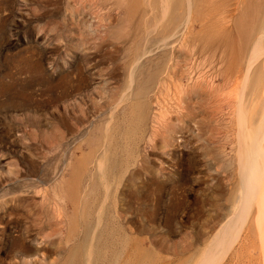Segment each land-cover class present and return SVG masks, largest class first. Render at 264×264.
<instances>
[{
	"label": "rangeland",
	"instance_id": "374dc122",
	"mask_svg": "<svg viewBox=\"0 0 264 264\" xmlns=\"http://www.w3.org/2000/svg\"><path fill=\"white\" fill-rule=\"evenodd\" d=\"M166 2L0 0V264H264V0Z\"/></svg>",
	"mask_w": 264,
	"mask_h": 264
},
{
	"label": "bare ground",
	"instance_id": "6f19581e",
	"mask_svg": "<svg viewBox=\"0 0 264 264\" xmlns=\"http://www.w3.org/2000/svg\"><path fill=\"white\" fill-rule=\"evenodd\" d=\"M150 1V0H149ZM167 1V0H166ZM165 0H160V4H161V7H162V10L161 11H163V14L164 13H166V10H165V8L167 7L166 5H167V2H166ZM166 2V3H165ZM189 2H190V0H189ZM156 4H157V2H156ZM155 4V5H156ZM190 4V3H189ZM159 5V4H158ZM158 9V8H157ZM155 10H156V8H155ZM154 10V11H155ZM152 11V10H151ZM156 12V11H155ZM159 12V11H158ZM161 13V12H160ZM159 14V13H158ZM155 16V15H154ZM187 16V15H186ZM165 17V16H164ZM153 18V17H152ZM155 19V18H154ZM157 20H159V19H157ZM155 22V21H154ZM156 23H158V22H156ZM145 24V23H144ZM156 25V24H155ZM154 27H156V26H154ZM154 27H153V29H154ZM150 28V27H149ZM148 28V29H149ZM152 28V27H151ZM153 29H151V30H153ZM150 30V32H153V31H151ZM147 35V34H146ZM182 35V34H181ZM180 35V36H181ZM258 38V37H257ZM149 39V38H148ZM260 39H262V38H259V40ZM258 41V40H257ZM259 42H261V41H259ZM258 42V43H259ZM149 43V42H148ZM158 43V42H157ZM255 44V43H254ZM259 45V44H258ZM144 49V48H143ZM257 49V48H256ZM148 53V52H147ZM264 61V60H263ZM140 62V61H139ZM138 65V64H137ZM263 70H264V68H263ZM130 73H132V72H130ZM249 76V75H248ZM246 77V76H245ZM249 79V78H248ZM247 79V80H248ZM255 89V88H254ZM263 94V93H262ZM123 95V94H122ZM263 97V96H262ZM127 98V97H126ZM123 99V98H122ZM127 100V99H126ZM261 100V99H260ZM255 102V101H254ZM256 103V102H255ZM250 104V103H249ZM255 105V104H254ZM243 108V107H242ZM244 110V109H243ZM252 110V109H251ZM249 113V112H248ZM264 113V112H263ZM263 115V117H264V114H262ZM245 116V115H244ZM253 117V116H252ZM262 117V116H261ZM246 119V118H245ZM260 120V119H259ZM261 120H264V119H261ZM260 120V121H261ZM158 121V120H157ZM261 123V122H260ZM263 124H264V122H262ZM261 123V124H262ZM261 124H259V125H261ZM258 127V126H257ZM247 128V127H246ZM263 128V126L261 127L260 126V129H262ZM258 129V128H257ZM244 130V129H243ZM256 130V129H255ZM257 133H259V132H256V135H257ZM259 135V134H258ZM260 136V135H259ZM257 137V136H256ZM252 139V138H251ZM259 139H260V137H259ZM258 138H256V140L254 141H252V143L250 144V146H252L250 149V151H248L247 152V154H246V162H245V160H244V165H243V167H242V173H241V175H242V177H240L241 178V186H242V191L239 189V191L238 192H241L240 193V200H242L243 199V201H245L246 202V204L248 203L247 201L249 200V201H252V200H256L257 198H258V196H259V198H260V196H261V194L262 193H260V192H263V194H264V191H257V188L258 189H260L259 187H257V184L259 183V179L261 178H259L258 179V177L256 176V171H258V165H259V162H258V164H257V160H256V152L255 151H257V148H256V145L261 141V140H259ZM262 142V141H261ZM260 144V143H259ZM260 146H261V144H260ZM264 146V145H263ZM104 148V147H103ZM105 154V153H104ZM260 154V153H259ZM107 156V155H106ZM101 158V157H100ZM253 158H254V160H253ZM257 158H258V156H257ZM145 160V159H144ZM148 160V159H147ZM256 160V161H255ZM99 161V160H98ZM101 161H103V160H100V162ZM260 161V160H259ZM144 162V161H143ZM261 163V162H260ZM139 164V163H138ZM243 164V163H242ZM143 167V166H142ZM99 168H102L101 166H99ZM98 168V169H99ZM102 170V169H101ZM100 170V171H101ZM102 172V171H101ZM98 173V172H97ZM262 175V174H261ZM240 176V175H239ZM98 182V181H97ZM108 183V182H107ZM107 183H106V177H100V182L98 183L99 184V187H102L101 188V190L100 191H104V198L102 197V199H103V202H102V204H100L99 205V207L97 208V210L95 211V220L94 221H96L95 223V226H94V234H95V232L96 231H98L97 229H99V230H102V228H104L105 227V225H103L102 224V226H101V221H102V217L104 216V214H105V211H104V205H105V202H106V198H107V191H108V185H107ZM98 187V188H99ZM239 188V187H238ZM264 188V187H263ZM83 190V189H82ZM264 190V189H263ZM97 192V191H96ZM237 192V193H238ZM236 193V194H237ZM236 196H239V195H236ZM97 197V196H96ZM234 198V197H233ZM263 198V197H262ZM238 199V198H237ZM235 200H236V198H235ZM240 200H239V202H240ZM260 200V199H259ZM238 201V200H237ZM237 201H235L236 203H237ZM239 202H238V204H239ZM256 202V201H255ZM254 202V203H255ZM246 204H245V207H246ZM123 205V204H122ZM235 205V207H236V204H234ZM247 205H249V204H247ZM251 205V204H250ZM249 205V206H250ZM239 206V205H238ZM257 206V205H256ZM245 207H244V210H245ZM246 208H248V207H246ZM258 208H259V206H258ZM250 209H251V207H250ZM256 209H257V207H256ZM238 210H239V208H238ZM232 211V213H230ZM231 211L229 212V217H227V219L225 220L226 222H222V223H224L222 226H221V228H219L220 230H217L216 232H214L215 234L214 235H212V238H210V239H212V243L210 244V245H205L204 247H205V255H210V254H216V253H219V255L222 253V251L221 250H224L225 249V247L227 246V248L229 247V245H227V244H231L232 243V241L234 240L233 239V234H235V231L237 232L238 231V229H240L239 227H240V224H242L241 222V219L243 220V217H245L244 216V213L243 212H241V211H238L237 212V210H235L234 209V206H233V208L231 209ZM257 211V210H256ZM264 211V210H263ZM90 212V211H89ZM92 212V211H91ZM261 210L257 213L258 215L257 216H259L261 213ZM248 213V212H247ZM231 214V215H230ZM256 214V213H255ZM264 214V213H263ZM94 215V214H93ZM262 215V214H261ZM92 216V215H91ZM248 215H246V219L248 218L247 217ZM89 217H90V214H89ZM93 217V216H92ZM236 217V219L237 218H241V219H238V221L236 220L235 222H234V218ZM255 217V216H254ZM260 217H264V216H260ZM259 217V218H260ZM256 218V217H255ZM259 218H256V219H259ZM67 219V218H66ZM93 219V218H92ZM245 220V219H244ZM243 220V221H244ZM80 221V220H79ZM224 221V220H223ZM255 222H258L257 220H254ZM261 221V220H260ZM260 221H259V223H260ZM233 222H234V224H233ZM254 222V223H255ZM264 222V221H263ZM244 223V222H243ZM258 224V223H257ZM263 224V223H262ZM233 225V226H232ZM259 225V224H258ZM261 225V224H260ZM115 225H112V227H111V231H110V233H111V236H112V240H111V245H113V246H111V247H113V248H115V246H114V243H115V241H116V234H115V230H116V228L114 227ZM258 229V228H257ZM79 230V229H78ZM96 230V231H95ZM259 230V229H258ZM93 231V230H92ZM105 231V230H104ZM260 232V231H259ZM259 232H257V233H259ZM262 232V231H261ZM92 233V235L93 236H91V237H89L90 239H89V245H92L93 243H92V241L95 239L94 237V234ZM240 233V232H239ZM239 233H237V234H239ZM263 233V232H262ZM260 235V234H259ZM226 237H228L229 239H227ZM235 238H236V235L234 236ZM238 237V236H237ZM262 237V236H261ZM258 238V237H257ZM238 239V238H237ZM262 240H263V238H262ZM261 241V240H260ZM90 242H91V244H90ZM233 242H235V241H233ZM87 243V244H88ZM106 243V242H105ZM258 243H260V242H258ZM89 245H87L88 247H89ZM261 245H263L262 243H261ZM86 246V247H87ZM94 246V245H93ZM91 247V246H90ZM226 248V249H227ZM263 248V247H262ZM50 249V248H49ZM204 249V248H203ZM264 249V248H263ZM113 250V249H112ZM49 251V250H48ZM85 251H86V249H85ZM202 251H204V250H202ZM261 251V250H260ZM264 251V250H263ZM200 253H201V250H200ZM90 254V253H89ZM106 254V253H105ZM114 254V253H113ZM204 254V253H203ZM202 254V255H203ZM227 254V253H226ZM261 254H262V252H261ZM202 255H198V256H201V258H202ZM221 255H223V254H221ZM197 256V257H198ZM37 257V256H36ZM36 257H31L30 258V261L32 262V263H34L35 261H36ZM86 257V256H85ZM217 257V256H216ZM34 258V259H33ZM27 259H29L28 257H27ZM203 259V258H202ZM205 259H208V258H205ZM214 258L212 257V260H213ZM217 259V258H216ZM92 260V259H91ZM198 260H201V259H198ZM198 260H197V263H198ZM215 260V259H214ZM219 260V259H218ZM89 261H90V256L87 258L86 257V261L84 260V262H86L85 264H89ZM192 261V260H191ZM210 261V260H209ZM194 262V261H193ZM195 262H196V260H195ZM99 263V262H98ZM197 263H195V264H197ZM202 263V262H201ZM206 263V262H205ZM212 263V262H211ZM210 264V263H209ZM212 264H215L214 262L212 263Z\"/></svg>",
	"mask_w": 264,
	"mask_h": 264
}]
</instances>
